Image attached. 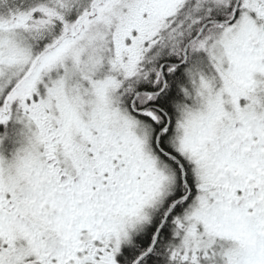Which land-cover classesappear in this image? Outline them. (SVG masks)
<instances>
[{
    "label": "snow or ice",
    "instance_id": "obj_1",
    "mask_svg": "<svg viewBox=\"0 0 264 264\" xmlns=\"http://www.w3.org/2000/svg\"><path fill=\"white\" fill-rule=\"evenodd\" d=\"M0 264H264V0H0Z\"/></svg>",
    "mask_w": 264,
    "mask_h": 264
}]
</instances>
